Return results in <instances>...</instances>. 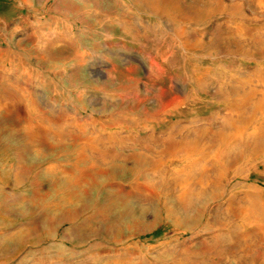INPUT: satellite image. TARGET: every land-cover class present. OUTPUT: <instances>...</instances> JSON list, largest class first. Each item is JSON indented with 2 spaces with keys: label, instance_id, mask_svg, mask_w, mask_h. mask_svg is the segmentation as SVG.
I'll return each instance as SVG.
<instances>
[{
  "label": "rangeland",
  "instance_id": "1",
  "mask_svg": "<svg viewBox=\"0 0 264 264\" xmlns=\"http://www.w3.org/2000/svg\"><path fill=\"white\" fill-rule=\"evenodd\" d=\"M263 99L264 0H0V264H264Z\"/></svg>",
  "mask_w": 264,
  "mask_h": 264
},
{
  "label": "bare ground",
  "instance_id": "2",
  "mask_svg": "<svg viewBox=\"0 0 264 264\" xmlns=\"http://www.w3.org/2000/svg\"><path fill=\"white\" fill-rule=\"evenodd\" d=\"M261 77V76H260ZM251 79V78H250ZM237 80V79H236ZM259 81V80H258ZM245 83V82H244ZM229 84V83H228ZM243 84V83H242ZM239 87V86H238ZM262 89V88H261ZM258 90V89H257ZM261 95V94H260ZM247 98H246V101H244L243 102V104L246 102V103H249V101H250V99H251V97H249V96H246ZM179 101H173L171 104H170V106H172V108L173 107H175L177 104H179L180 102H183L184 101V99L182 98V99H178ZM261 100V99H260ZM264 100V99H263ZM235 101V100H234ZM262 102H264V101H262ZM234 103V102H233ZM246 103H245V105H246ZM243 104H241V105H237V103L236 104H234V112L235 111H237V112H235L236 113V115L234 116V114L233 113H231L230 111L232 110H229V114L228 115H232V118L234 119V123H233V127H232V129L233 130H231V135L229 136L230 137V142H232V141H237V139L238 138H241V137H244L245 135L244 134H246L247 135V138L248 139H253V141H254V143H255V148L256 149H258L257 147H259L257 144V141L260 139V137H261V132H260V129L258 128V130L257 129H254L251 133H247L246 132V128H247V124L249 123V121H250V117H243V115L242 114H240L241 113V108L244 106ZM248 105V104H247ZM169 106V107H170ZM168 107V108H169ZM245 107V106H244ZM258 107V106H257ZM264 108V107H263ZM236 109V110H235ZM243 110V109H242ZM234 116V117H233ZM252 118V117H251ZM236 124H239L238 126H236ZM239 129H240V131H239ZM250 130V129H249ZM239 131V132H238ZM247 131H248V129H247ZM251 131V130H250ZM249 132V131H248ZM205 137V136H204ZM215 137H217V136H215ZM229 137H227V138H229ZM218 138V137H217ZM219 138H220V136H219ZM220 139H222V138H220ZM219 139V140H220ZM218 140V139H217ZM222 141V140H221ZM204 145V144H203ZM198 149V148H197ZM256 151V150H255ZM211 162V161H210ZM263 162V161H262ZM261 161L260 162H258L257 163V167H260L261 166V163H262Z\"/></svg>",
  "mask_w": 264,
  "mask_h": 264
}]
</instances>
